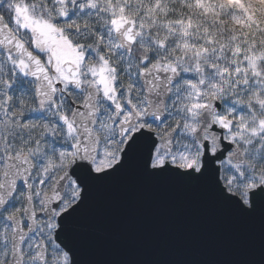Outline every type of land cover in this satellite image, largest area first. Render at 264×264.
I'll list each match as a JSON object with an SVG mask.
<instances>
[{"label":"snow or ice","instance_id":"obj_1","mask_svg":"<svg viewBox=\"0 0 264 264\" xmlns=\"http://www.w3.org/2000/svg\"><path fill=\"white\" fill-rule=\"evenodd\" d=\"M128 176L264 220V0H0V264H92Z\"/></svg>","mask_w":264,"mask_h":264},{"label":"water","instance_id":"obj_2","mask_svg":"<svg viewBox=\"0 0 264 264\" xmlns=\"http://www.w3.org/2000/svg\"><path fill=\"white\" fill-rule=\"evenodd\" d=\"M85 239L92 264H264V220L241 218L170 180L104 188Z\"/></svg>","mask_w":264,"mask_h":264}]
</instances>
